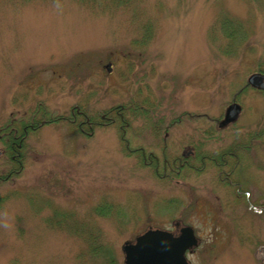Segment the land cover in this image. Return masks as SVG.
<instances>
[{"label":"rangeland","instance_id":"obj_1","mask_svg":"<svg viewBox=\"0 0 264 264\" xmlns=\"http://www.w3.org/2000/svg\"><path fill=\"white\" fill-rule=\"evenodd\" d=\"M259 1L0 0V175L7 121L39 104L56 116L71 106L99 117L115 106L149 110L162 133L128 119L125 140L160 164L245 143L264 128V95L241 92L264 71ZM222 21L236 24L233 36ZM233 96L242 112L219 129ZM120 131L89 138L61 123L30 133L21 174L0 186V264H123V243L174 222L199 240L189 264H264V137L221 170L194 159L199 172L160 181L121 152ZM231 168L239 188L224 180Z\"/></svg>","mask_w":264,"mask_h":264},{"label":"trees","instance_id":"obj_2","mask_svg":"<svg viewBox=\"0 0 264 264\" xmlns=\"http://www.w3.org/2000/svg\"><path fill=\"white\" fill-rule=\"evenodd\" d=\"M253 1L256 2V5L260 3L259 0H253ZM221 23L224 26L223 27L224 31L227 34L233 36L231 32L232 30L236 29V24L234 25L228 24L226 21H222ZM259 73L263 74L264 71L260 70ZM246 89H249V87H247V85H243L241 92L245 91ZM232 99L233 101L234 100L236 101L235 96H233ZM229 101L226 103L228 104ZM71 111L73 112L72 114H74V116H71V113H70ZM71 111H69L67 115L56 116V115H53L50 111H48L45 107H43L42 104H39L35 106V108L31 111V113H29L28 115L26 114V116H23L21 119L11 118L9 119V121H7L8 125L4 128L5 130L3 131L4 133H3L2 139L5 140V147H6L5 155H6L8 164H9V170L6 174L0 175V186L6 182L12 181L13 179L17 178L21 174L23 167H24L25 160H26V151H28L27 150L28 148L27 139L30 133L36 132L39 129L43 128L44 126L65 123L70 128H72L73 131L76 132L77 134L90 138L94 130L101 128L103 124L105 127H112V126L115 127L116 126L117 129H119L120 126H123L127 123L130 124L128 119H130L131 121L132 120L146 121L145 124H149L148 121L150 120V113L148 112L149 110H146L143 108H137L133 105L131 107L130 106H115V107L108 109L106 111L107 119L105 120L100 119L98 114H93L87 111L86 108L84 109L83 107L82 108L80 107L78 109H73ZM178 122H179V118H173L170 121L171 124H176ZM129 129H131V131L134 132L130 126H129ZM145 129H147L146 130L147 132H151V129L149 126L145 127ZM119 134H120L119 141L121 144V152L126 156L135 157L137 161V165L139 167L148 169L152 173V175L155 178H158L160 181L162 180L170 181L172 180V178L180 179L183 172L190 169L188 164L194 159L199 164H204V163L212 164L215 161L216 163L214 166H216L219 170L227 166V164H224L223 161L221 160L220 158L221 154H216L212 158L210 157L211 159L210 160L207 157L206 158L204 157L202 159L201 157H199L200 154L196 152L195 157H193L192 160H188L187 161L188 164H184V166L181 169H179L178 174L172 173V175L170 176L169 175L171 173L170 169L172 168V165H174L172 164V162H176L175 159H171L169 161V160H166L167 158H165V156L163 155V161L166 160L169 166V167H165V166L163 167L162 166L163 161L161 162V164L160 162L157 163L158 158L157 160L147 158L149 152L146 153L144 149H141L139 151L127 152L125 149V142H123L124 136L122 134V131H120ZM160 134L161 133L158 132V135ZM263 137H264V128L256 130L255 132H249L246 134L245 143L243 142L234 143L233 145L225 148V151H222V153H225V152L235 153L236 150H241V151L246 152L247 150L251 148L254 142L260 141V139ZM126 142L129 145V141L126 140ZM151 154H154V153H151ZM199 168L202 169V166L195 168V165H194L193 168L191 169H195L197 172H199L200 171L198 170ZM263 170H264V167H263ZM2 202H3V199L2 197H0V204H2ZM108 210L109 208H106V206H102L100 209L99 208L95 209L94 212L95 213L99 212L100 214H104Z\"/></svg>","mask_w":264,"mask_h":264},{"label":"water","instance_id":"obj_3","mask_svg":"<svg viewBox=\"0 0 264 264\" xmlns=\"http://www.w3.org/2000/svg\"><path fill=\"white\" fill-rule=\"evenodd\" d=\"M106 71H110L108 65ZM247 85L264 92V76H249ZM225 110L218 128L234 123L241 111L236 103L229 105ZM197 244L198 240L190 227L180 228L178 236L175 237L168 231L148 228L133 242H125L121 246L123 264H189L185 254L187 251H193Z\"/></svg>","mask_w":264,"mask_h":264},{"label":"flooded vegetation","instance_id":"obj_4","mask_svg":"<svg viewBox=\"0 0 264 264\" xmlns=\"http://www.w3.org/2000/svg\"><path fill=\"white\" fill-rule=\"evenodd\" d=\"M263 76H264V73L262 74ZM262 94L264 95V92H262ZM83 107H85V106H83ZM79 107H76V106H71L70 108H69V111H71V110H73V109H78ZM110 108H112V107H110ZM110 108H108V109H110ZM107 109V110H108ZM106 110V111H107ZM106 111H103V114H101V116H100V119H102V120H105V119H107L106 118V116H107V114H106ZM71 113V116H74V114H72L73 112L71 111L70 112ZM78 113V112H77ZM93 114H96V112H94ZM235 123V122H234ZM231 125H233V124H231ZM129 124L127 123V124H125V125H123V126H120V130L122 131V134H123V136H124V139H123V142H125V149H126V151L127 152H131V151H139V150H141L142 148H136V149H130L129 148V145H128V143L126 142V140H125V136L127 135H129V133L130 132H128V130H129ZM142 127V129H143V132H147L146 130L147 129H145V127H150V129H151V132H148V133H151V134H153L154 136L155 135H157L158 134V132H160L159 130H160V127H159V129H157V130H155L154 131V124L151 126V124L149 123V124H145V123H143L142 125H141ZM228 126H230V125H227V126H225V128H227ZM102 127H105L104 126V124H103V126ZM101 127V128H102ZM217 128H218V125H217ZM137 129V128H136ZM224 129V128H223ZM164 130V129H163ZM153 131V132H152ZM165 132H166V130H164ZM155 133V134H154ZM162 133V132H161ZM130 134H132V133H130ZM158 137V136H157ZM196 151L197 150H195V148L193 147L192 149H189V150H187V151H185V152H183L182 154H180V156L181 157H179V158H175V160H176V162H172V164H174V165H172V168L170 169L171 170V173L169 174L170 176L172 175V173H175V174H178L179 173V169H181L183 166H184V164H188L187 163V161L188 160H192L193 159V157H195V153H196ZM150 154V155H149ZM148 154V157L147 158H151V159H156L157 160V157H155L153 154H151V153H149ZM143 156V155H142ZM221 160L223 161V163L224 164H229L228 163V160H231V159H233V160H235V162L237 161V155L236 154H234V152H225V153H221ZM157 163H159V161L157 160ZM189 165V167L190 168H193V167H191L190 165V163L188 164ZM162 166L164 167H169L168 166V163H167V161L166 160H164L163 161V164H162ZM194 166V165H193ZM225 174V178H224V180H226L227 182H228V184L229 185H231V186H235V188H239L240 187V184H237V183H233L232 181H231V177L233 176V172H232V168H231V170L230 171H228V172H225L224 173ZM238 191V190H237ZM245 196H247L246 194H245ZM182 226L178 223V222H174L173 224H172V229H170V230H168L171 234H172V236L173 237H175V236H178V234H179V229L181 228ZM196 240H198L197 239V237L195 238ZM198 245H199V240H198V244H197V247H198ZM194 251H192L191 253H193ZM190 252L188 251L186 254H189Z\"/></svg>","mask_w":264,"mask_h":264},{"label":"bare ground","instance_id":"obj_5","mask_svg":"<svg viewBox=\"0 0 264 264\" xmlns=\"http://www.w3.org/2000/svg\"><path fill=\"white\" fill-rule=\"evenodd\" d=\"M234 8V7H233ZM235 9V8H234Z\"/></svg>","mask_w":264,"mask_h":264}]
</instances>
